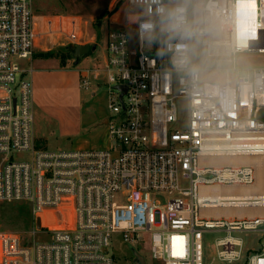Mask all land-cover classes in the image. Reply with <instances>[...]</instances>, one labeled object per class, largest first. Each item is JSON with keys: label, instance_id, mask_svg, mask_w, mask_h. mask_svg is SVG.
<instances>
[{"label": "built area", "instance_id": "built-area-1", "mask_svg": "<svg viewBox=\"0 0 264 264\" xmlns=\"http://www.w3.org/2000/svg\"><path fill=\"white\" fill-rule=\"evenodd\" d=\"M127 3L109 1L119 19L102 64L80 80L84 90L108 88L113 147L66 152L43 149L33 136V70L24 67L38 39L32 0H0V202L29 203L35 222L29 242L0 229V264H114V235L147 247L151 264H207L205 238L213 234L221 235L213 240L219 262L264 264V243L247 247L237 236L259 234L264 242V179L256 165L202 162L264 158V66L252 68L250 87L217 97L178 68L184 52L139 41ZM253 25L256 38L248 34ZM207 28L205 40L223 49L264 55V0H207ZM181 100L183 129L176 128ZM14 151L29 160L15 162ZM38 234L48 241H36Z\"/></svg>", "mask_w": 264, "mask_h": 264}, {"label": "rangeland", "instance_id": "rangeland-1", "mask_svg": "<svg viewBox=\"0 0 264 264\" xmlns=\"http://www.w3.org/2000/svg\"><path fill=\"white\" fill-rule=\"evenodd\" d=\"M59 1V2H58ZM110 0H32L33 22L37 21L36 16L44 11L55 10L59 3L62 9L79 15L83 21L84 39L80 43L92 40L89 45H98L95 52L84 57L79 64V70L89 69L96 66L100 55L106 53L107 34L109 30L116 26L115 19H119V12L115 9L110 11ZM65 6V7H63ZM114 19V20H113ZM86 44H79L84 46ZM203 46L198 48L192 55L194 59L202 58ZM247 58L251 68L264 66V55L259 53L241 54ZM84 70V69H83ZM211 83V82H210ZM71 94L59 97L60 108L58 109L59 118L64 125L67 134H62L59 128L46 121L33 108L35 121L33 125L34 136L39 140V147L49 151H75V150H108L113 147V142L109 138V132L106 124L96 119L97 114H103L105 118L110 117L108 108L109 96L108 88L105 84H93L90 90L72 87ZM96 91V97H92V92ZM180 123L176 128L183 129L187 124V105L181 100L177 102ZM264 120V110L261 114ZM81 124H80V123ZM11 157L15 162L29 160L27 153L12 152ZM256 165V164H255ZM257 168V166H256ZM258 170V168H257ZM259 179V178H258ZM259 182L262 180L259 179ZM158 199L164 200L163 195H156ZM35 227L34 218L31 212V206L26 202H0V229L18 234L24 241H31L30 234ZM220 234H213L205 238V255L207 264H227L217 260V250L213 246V240L220 237ZM243 238L247 247L259 248L261 243L259 234H241L237 235ZM49 237L43 234L36 236V241L45 242ZM151 264L150 253L147 247L135 246ZM110 254L114 258V264H134V257L131 247L125 245L121 235H114L111 239L109 248Z\"/></svg>", "mask_w": 264, "mask_h": 264}, {"label": "clouds", "instance_id": "clouds-1", "mask_svg": "<svg viewBox=\"0 0 264 264\" xmlns=\"http://www.w3.org/2000/svg\"><path fill=\"white\" fill-rule=\"evenodd\" d=\"M127 5L133 13L128 23L137 26L139 41L148 48L155 45L160 51L176 48L184 52L177 66L198 85L210 86L220 98L234 87H250L248 81L254 70L247 58L205 40L207 0H128ZM201 46L202 58L194 59L192 54Z\"/></svg>", "mask_w": 264, "mask_h": 264}, {"label": "crops", "instance_id": "crops-1", "mask_svg": "<svg viewBox=\"0 0 264 264\" xmlns=\"http://www.w3.org/2000/svg\"><path fill=\"white\" fill-rule=\"evenodd\" d=\"M36 18L38 20L34 21V24L38 39L35 42L34 57L31 64L24 63V67L28 68L30 66L33 70L30 75L33 85V108L46 121L55 124L62 134L68 135L64 131L65 127L61 123L58 114V109L60 108L59 97L70 95L72 87L81 89L80 80L82 72L86 69L82 68L79 70V64L83 59L78 65H75L74 59L63 63L60 59L48 58L45 54L79 46V44L89 45L97 36L94 33L91 37L92 40L84 43L75 44L71 41L68 37L71 32H75L84 39L83 21L79 15H74L65 11L64 8L62 9L61 3L55 10L41 12ZM104 57L105 53L99 56L95 67L102 64ZM92 97H96V91L92 92ZM33 116L35 121L34 111ZM95 118L102 121L103 124L107 122V118L103 114H97ZM34 139L36 143L39 141L35 136Z\"/></svg>", "mask_w": 264, "mask_h": 264}, {"label": "bare ground", "instance_id": "bare-ground-1", "mask_svg": "<svg viewBox=\"0 0 264 264\" xmlns=\"http://www.w3.org/2000/svg\"><path fill=\"white\" fill-rule=\"evenodd\" d=\"M262 156H219L214 158H204L202 162L209 161L217 166H222L225 164L228 165H235V166H242V165H251L256 164L257 170V177L263 181L264 179V162ZM248 188H242L240 193L247 195L249 191Z\"/></svg>", "mask_w": 264, "mask_h": 264}, {"label": "water", "instance_id": "water-1", "mask_svg": "<svg viewBox=\"0 0 264 264\" xmlns=\"http://www.w3.org/2000/svg\"><path fill=\"white\" fill-rule=\"evenodd\" d=\"M96 50L97 45L75 46L72 54L74 64L78 65L84 57L88 56L92 52H95ZM36 225L38 229L41 228L40 219H37ZM131 249L133 252L134 264H146L145 258L135 248L131 247Z\"/></svg>", "mask_w": 264, "mask_h": 264}, {"label": "trees", "instance_id": "trees-1", "mask_svg": "<svg viewBox=\"0 0 264 264\" xmlns=\"http://www.w3.org/2000/svg\"><path fill=\"white\" fill-rule=\"evenodd\" d=\"M74 47L72 48H66L64 50H60L57 52H49L46 53L45 56L48 58H58L60 59L63 63H65L67 60H71L72 54H73ZM39 143V141H38Z\"/></svg>", "mask_w": 264, "mask_h": 264}, {"label": "snow or ice", "instance_id": "snow-or-ice-1", "mask_svg": "<svg viewBox=\"0 0 264 264\" xmlns=\"http://www.w3.org/2000/svg\"><path fill=\"white\" fill-rule=\"evenodd\" d=\"M245 2L248 4H252V3H254V0H245ZM248 34H249V36L256 38V31H255L254 25L250 27Z\"/></svg>", "mask_w": 264, "mask_h": 264}]
</instances>
